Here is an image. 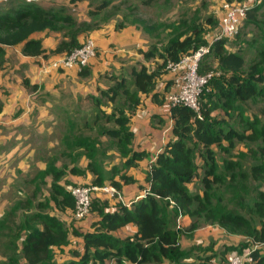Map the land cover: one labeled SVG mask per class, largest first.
<instances>
[{"label":"trees","instance_id":"trees-1","mask_svg":"<svg viewBox=\"0 0 264 264\" xmlns=\"http://www.w3.org/2000/svg\"><path fill=\"white\" fill-rule=\"evenodd\" d=\"M15 1L6 3L8 6L0 9V67L4 63L7 46L22 44L23 55L29 57L45 55L46 50L42 40L32 37L34 33L44 30L62 33L63 39L56 49L51 51L59 55L80 47L83 43L80 42V36L98 29L101 25L93 22L92 19L79 21L66 12L65 8H45L37 3ZM81 1L85 0H70L71 3ZM87 1L90 7V18L99 16L102 10L113 4L112 0ZM225 1L240 3L241 0ZM92 5H95L94 9ZM254 7L248 9L245 19H253L252 10L259 9L257 5ZM105 21L104 23L109 22L108 19ZM181 23L183 29L179 30L176 27V33L161 48L151 44L149 48L140 50L146 60H156L157 63L154 66L140 64L133 67L127 73L131 84H128L126 74L111 76L113 84L107 89L100 90L101 97L93 98L98 107L111 104V111L98 109L86 126L88 130L101 127L97 134L107 137L108 140L103 143L101 139L86 135L84 137L83 134V137L76 136L74 147L83 148L80 155L84 154L88 157L87 171L95 176V185L103 186L106 179L110 178L112 184L120 189V183L113 180L119 173L124 183L134 182L133 178L124 173L121 174L119 166L106 173L102 163L103 157H106L109 149H116L120 157L125 159L120 165L122 168L135 167L138 161L148 157L145 151L133 150L134 134L129 127L131 117L142 103L141 96L152 95L155 103H166V95L172 81H167L163 92L156 91V86L169 73L168 64L179 63L185 55L209 43V36H206L207 28L196 23L187 25L185 20ZM218 23L219 20L216 17L206 19V25L211 28L217 27ZM118 27L122 28L119 25ZM146 30L148 31L149 28L146 27ZM228 41L231 40L224 39L216 42L211 52L205 56L213 58L222 76L219 79L213 76L201 94L202 118L185 105L170 107L169 115L173 121L174 138L168 141L150 161L145 175L146 185L140 186L141 197L133 200L131 206L119 204L113 211H106L104 207L98 206L93 198L91 210L97 212L98 219L91 225L93 230L78 234L83 239L80 260L66 264H106L109 261H114V264H163L164 261L175 263L184 260L189 257V253L180 246L181 231L176 227L178 214L194 219L187 231H193L198 227L199 218L217 221L223 225L232 223L246 226L239 215L227 212L224 208L214 207L210 203L209 191L213 183L219 180L216 173L218 164L212 147L215 145L224 148L225 141L231 147H235L238 141L255 142L258 139H264V129L259 128L258 120L250 121L243 116L244 103L258 96L264 97V47L259 52L257 60H254L245 71L244 56L239 52L229 51L226 46ZM203 64L202 60L200 73L210 72L206 70L207 64ZM87 67L81 71V75L88 74ZM24 85L28 86L27 80H24ZM216 110L225 115L231 112L240 114L241 118L246 120L251 133L238 132L232 127L225 129L223 127L226 125L225 118L216 119L213 116ZM102 120L107 124L112 122L114 126L104 128L100 124ZM260 151L264 154V146L260 147ZM198 159L204 161L202 174ZM71 172L86 173L85 170L76 166L71 169ZM64 175V170L49 163L45 170L37 171L30 180L34 184L31 196L37 195V191L47 184V177L50 176L51 199L54 201L55 210L74 212L75 202L71 194V188L74 186L66 189L67 185L59 184ZM197 179L201 180L203 196L200 192L190 189L191 184ZM170 201H173L177 207H170ZM43 206L49 207L48 203ZM256 206L261 213L260 227L247 226L254 239L264 245V204L259 202ZM14 215L15 213L13 215L5 213L0 220V233L4 232L3 235L8 239L3 244L4 247H0L6 257L5 260H0V264H53V248L66 245L69 238V230L65 228L63 221L53 214L38 212L34 215L32 222L21 220L18 225L12 226ZM127 225L136 226V233L122 239L113 234ZM13 228H15L13 234L5 233ZM23 232L21 244H18L16 235L18 237V234ZM18 252H21V257H18ZM250 256L254 264H264V253L260 250L251 251Z\"/></svg>","mask_w":264,"mask_h":264},{"label":"crops","instance_id":"crops-1","mask_svg":"<svg viewBox=\"0 0 264 264\" xmlns=\"http://www.w3.org/2000/svg\"><path fill=\"white\" fill-rule=\"evenodd\" d=\"M63 3L74 8L78 6L83 17L75 16L77 20L90 21L87 0L77 3L42 0L40 5L51 8ZM115 24L116 20L109 21L80 36V42L91 37L98 47V55L89 63L87 75H81L77 69L50 67V61L58 55L51 51L63 39L58 31L44 30L32 35L42 40L46 50L43 56L23 55L22 44L5 48V60L0 67V220L13 206V196L32 193L34 184L30 180L37 171L45 170L49 163L58 169L66 166L70 169L75 166L83 170L88 168L89 160L84 154L80 155L83 148L74 147L76 136L83 137V132L90 131L86 124L98 109L111 111V104L98 107L93 98L101 97L100 90L113 84L110 77L114 74H125L140 64L147 65L140 50L147 49L148 45L143 43H149V38L135 28L117 30ZM138 61L141 62L137 64ZM170 79L171 74L168 73L157 83L156 91L163 92L166 81ZM24 80L28 86L24 85ZM141 100L129 127L134 134L133 150L145 151L148 157L138 161L137 166L126 168L125 173L121 171L134 182L124 183L119 174L114 177L121 184L123 196L132 201L142 195L140 186L146 185L145 175L150 161L174 138L173 121L166 103H155L152 95H143ZM101 141L106 142L107 138L102 137ZM124 161L114 148L109 149L102 159L106 173ZM87 177L90 180L93 175L88 173ZM49 179L50 176L47 181ZM119 196L122 199V195ZM52 214L67 223L73 216L71 210H56ZM83 220L79 221L86 224L85 231L93 230L92 224L89 226L87 223L88 219ZM19 222L14 220L11 225ZM120 230L122 233L130 230L129 235H133L137 227L127 225ZM113 234L116 236V232ZM6 241L7 236L0 233V247H4ZM2 252L0 248V260H5Z\"/></svg>","mask_w":264,"mask_h":264},{"label":"rangeland","instance_id":"rangeland-1","mask_svg":"<svg viewBox=\"0 0 264 264\" xmlns=\"http://www.w3.org/2000/svg\"><path fill=\"white\" fill-rule=\"evenodd\" d=\"M224 1L225 0H112L111 3L113 2V4L107 9L102 10L103 12L99 16L90 18L88 13V17L90 20L92 19L93 22L101 25H105L106 23H104V21L107 19L108 21L116 20L115 28L117 30L123 28L138 29L141 31L142 36L145 35L150 40L149 43H143L146 46L148 45L147 48H149L151 44H155L157 47L161 48L170 37L176 33V27H178L179 30L183 29L181 23L183 20L186 21L187 25L196 23L197 25L204 26L208 29L206 36L212 35L217 27L211 28L206 25V19L208 17L219 18V13L222 10ZM36 3L41 4L42 0ZM240 3L245 6L256 7L257 5L259 7L258 10H255V7L253 8V19L246 18L237 35L226 44L229 51L239 52L244 56L246 63L244 70L247 71L252 62L257 60L259 52L264 47V0H261L259 3L256 0H241ZM93 4H95V2ZM7 6L8 4H2L0 9ZM74 7L65 3L54 5L56 9L65 8L66 12H69L74 17H83L82 11L80 12L78 6H76L77 8ZM92 8L94 9L95 5H92ZM118 25L122 28L119 29ZM146 27L149 28L148 31ZM151 28H153V30ZM139 62L141 61H138L137 64H139ZM145 63H147L149 67H152L157 62L155 59H151L145 61ZM203 63L207 64V66H205L207 68L206 70L214 71L217 78H221L222 72L218 65L213 62L211 56L205 57ZM127 73L129 72L125 74L128 75ZM127 82L131 84L129 75L127 76ZM243 108L244 119L250 121L258 120L259 128L264 129V97L258 96L251 99L244 103ZM213 116L216 119L225 118L226 125L223 126L225 129L232 127L238 132H243L245 134L251 133L246 120L242 119V116L236 112L225 115L219 110H216L213 112ZM100 124H102L104 128L114 126L112 122L107 124L104 120L100 121ZM100 129L101 127L99 126L95 127V129L90 128V131L83 132V136L88 135L91 138L101 139L102 137L97 134ZM96 135L98 136L96 137ZM223 146L224 148L215 145L212 147L218 164L216 173L219 180L213 183L212 189L209 191L210 203L214 207L224 208L227 212L239 215L240 219L244 220L246 226L232 223L223 225L217 221H206L204 218H199L198 227L193 231H187V228L194 219L189 216L178 214L176 217V227L181 231L180 246L185 252L189 253V257L175 263L164 261L163 264H225L226 256L231 252L250 254L253 250H260L264 253V245L259 244L254 239L247 226L251 225L255 228L260 227L261 213L257 210L256 204L259 202L264 204V154L260 151V147L264 146V139L261 138L255 142H250L248 140L245 142L238 141L235 147H231L229 143L225 141ZM198 163L202 167L204 161L198 159ZM71 169L68 166L62 169L65 171V175L59 184L64 186L67 185L68 187H65L66 189L79 184L97 186L94 184V175L92 172H87V169H85L86 173L74 174L71 172ZM79 169L83 170L82 168ZM118 169L125 173L126 167L122 168L119 166ZM88 173L93 175L90 180L87 179ZM200 173H203V167L200 169ZM111 181L112 179L108 178L103 186L97 187L101 188L110 185L113 186L118 193L115 196H109L103 191H94L93 198L96 204L104 207L106 211L117 209L119 204L131 206L130 202L132 200H127L123 196L120 190L121 184L120 189H117ZM50 185L51 179L37 191V195L31 196V194H26L23 196L18 194L16 197L13 196V206H11L6 213H11L12 215L15 213V215L12 216L14 220H31L32 222L34 215L38 212L43 214H52L56 212L54 201L51 199L52 189ZM190 189L200 192L203 196V186L200 179L195 180L191 184ZM120 194L122 195V199H120ZM46 203H48L49 207L43 206ZM169 204L170 207L176 206L173 201H170ZM72 214L73 216L70 218L69 223L63 221L65 228L69 230L68 242L66 245L53 248V264H66L68 262H78L80 260V254L83 251V239L82 236L78 234L85 232L87 229L86 224L83 223L86 220H83V222L79 221L75 218L73 212ZM96 217H98L97 212L91 210L86 218L88 219L87 223H89V226ZM14 229L15 228L6 231L5 233L13 234ZM129 234L130 230L125 233H122L121 230L119 232L116 231V237L121 239L131 236ZM22 235H24V232L23 234H18V237L16 235V242L18 244H21ZM18 257H21V252H18Z\"/></svg>","mask_w":264,"mask_h":264},{"label":"built area","instance_id":"built-area-1","mask_svg":"<svg viewBox=\"0 0 264 264\" xmlns=\"http://www.w3.org/2000/svg\"><path fill=\"white\" fill-rule=\"evenodd\" d=\"M15 0H0V6ZM27 3H36L39 0H21ZM258 3L261 0H256ZM250 6L242 5L239 2H227L222 4L219 13V23L212 35L209 36V43L200 47L195 52L185 55L179 63H169L167 69L171 74V87L166 95V106L185 105L202 118L200 108V97L209 80L216 76L214 71L200 73V65L203 58L208 55L213 45L221 40H232L238 33ZM98 53V47L93 38L87 37L80 47L71 52L59 54L49 63L55 69H77L81 72L89 65ZM94 191H103L109 196H115L118 192L113 186L97 187L88 184H79L71 188L74 198V216L77 220H83L91 212ZM106 264H114L109 261ZM225 264H254L250 254L229 253Z\"/></svg>","mask_w":264,"mask_h":264}]
</instances>
